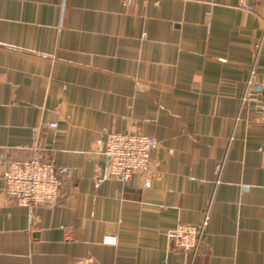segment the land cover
<instances>
[{
  "label": "crops",
  "instance_id": "obj_1",
  "mask_svg": "<svg viewBox=\"0 0 264 264\" xmlns=\"http://www.w3.org/2000/svg\"><path fill=\"white\" fill-rule=\"evenodd\" d=\"M250 74L264 78V0H0V264H264ZM108 132L155 137L148 170L105 177ZM34 156L60 192L29 210L1 171ZM206 214L202 252L169 248Z\"/></svg>",
  "mask_w": 264,
  "mask_h": 264
},
{
  "label": "built area",
  "instance_id": "obj_2",
  "mask_svg": "<svg viewBox=\"0 0 264 264\" xmlns=\"http://www.w3.org/2000/svg\"><path fill=\"white\" fill-rule=\"evenodd\" d=\"M127 0H123L125 3ZM258 84L259 92L252 90ZM252 101L253 107L264 113V78L257 80L250 74L242 97V102ZM56 122H49L47 127H56ZM95 144L107 156L104 176L115 178L121 182H128L136 172H146L149 168L151 151L156 146L155 137L138 133L108 132L104 140L96 139ZM221 166L216 168L219 173ZM3 194L10 198L17 206L31 210L39 205H53L60 192V181L56 173V164L53 160H44L40 156L26 159H14L2 166ZM149 176L144 178V186H149ZM208 215L195 226L187 223H178L167 232L169 248L189 256L193 260L203 250V232ZM105 243H113L112 236L104 238Z\"/></svg>",
  "mask_w": 264,
  "mask_h": 264
}]
</instances>
